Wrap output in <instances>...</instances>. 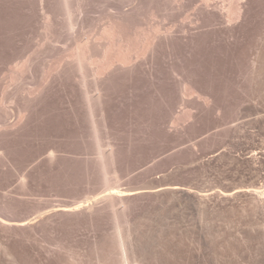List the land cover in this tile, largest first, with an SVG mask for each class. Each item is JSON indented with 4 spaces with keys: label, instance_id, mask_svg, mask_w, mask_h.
<instances>
[{
    "label": "rangeland",
    "instance_id": "obj_1",
    "mask_svg": "<svg viewBox=\"0 0 264 264\" xmlns=\"http://www.w3.org/2000/svg\"><path fill=\"white\" fill-rule=\"evenodd\" d=\"M0 264H264V0H0Z\"/></svg>",
    "mask_w": 264,
    "mask_h": 264
},
{
    "label": "bare ground",
    "instance_id": "obj_2",
    "mask_svg": "<svg viewBox=\"0 0 264 264\" xmlns=\"http://www.w3.org/2000/svg\"><path fill=\"white\" fill-rule=\"evenodd\" d=\"M122 55V54H121ZM126 55V54H125ZM120 58V56H119ZM128 59H130L129 55H126L125 57L123 56V59L121 61H127ZM120 60V59H119ZM113 61V58H107L106 60V63L105 64H110L111 62ZM173 188H177L176 186H174ZM137 192H125V191H121V190H118V189H113L111 192H103L101 195L102 197H107V196H126V195H132V194H135ZM101 195L99 196L101 198ZM95 198V197H94ZM99 199L98 196L96 197V200ZM92 201V200H91ZM79 204V203H78ZM86 204V203H85ZM89 204V203H88ZM84 205H82L81 203L79 205H74V208H72L73 210H77L79 209L80 207L82 208ZM64 210H71V208H64ZM32 220V219H31ZM5 222V221H4ZM29 221H22L20 223L16 222L17 224H20V225H24L26 223H29ZM11 223V222H10ZM14 223V224H16ZM16 224V225H17ZM19 225V226H20Z\"/></svg>",
    "mask_w": 264,
    "mask_h": 264
},
{
    "label": "water",
    "instance_id": "obj_3",
    "mask_svg": "<svg viewBox=\"0 0 264 264\" xmlns=\"http://www.w3.org/2000/svg\"><path fill=\"white\" fill-rule=\"evenodd\" d=\"M174 187V186H173ZM114 188H109L107 190V192H111ZM171 189V186H168V185H158L156 186L154 189H152L154 192H160V191H165V190H170ZM127 192H141V190H136V191H127ZM109 198H112L114 196H107Z\"/></svg>",
    "mask_w": 264,
    "mask_h": 264
}]
</instances>
